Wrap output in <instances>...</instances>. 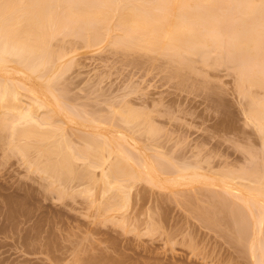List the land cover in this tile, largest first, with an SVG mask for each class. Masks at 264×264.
Wrapping results in <instances>:
<instances>
[{
  "label": "rangeland",
  "instance_id": "374dc122",
  "mask_svg": "<svg viewBox=\"0 0 264 264\" xmlns=\"http://www.w3.org/2000/svg\"><path fill=\"white\" fill-rule=\"evenodd\" d=\"M226 8L232 10L233 5ZM132 37L125 35L121 39L123 43L117 44L113 36V40L88 47L87 37L79 32L58 35L51 42V49L55 54L58 51L66 55L58 62L63 63L60 65L63 70L56 66L59 58L55 60L54 55L50 60L55 61L57 72L47 68L46 75L53 76L55 72L50 87H45L48 91L41 90L38 87L41 81L34 77L25 74L17 77V73H12L39 90L46 101L65 108L59 116L49 117L48 107L37 111L31 106L37 111H33L35 117L41 115L42 120L47 118L45 121L49 117L48 123L40 126L42 130L61 125L68 144L78 151H87L85 159L79 157L74 162L76 170L85 172L94 165L96 156L107 153L100 148L104 141L101 133L113 138L115 133L122 132L131 140L137 139L138 150L145 153L148 164L158 168L157 171L164 169L168 177L175 169L173 164L188 161V164L194 162L192 165L202 164L205 170L209 166L206 171L201 169L202 172L215 174V178L222 176L231 184L242 182V178L236 181L235 177L247 175L255 168L263 177L255 181L264 182V131L249 117L251 97L262 101L264 90L248 86L242 89L247 84L240 81L236 62L225 54L221 58L222 53L218 57L221 54L212 45L209 46L214 50L200 46L202 49L198 48L195 55L185 54L180 60L167 51L135 48L130 44ZM49 89L58 98L56 104L51 95L49 98ZM22 105L30 108L28 102ZM127 108L139 113L137 125L121 120ZM68 109L75 117L67 113L75 119L65 116ZM43 112L47 117L43 118ZM25 125V119L16 121V129ZM150 126L154 131L147 133ZM6 128L0 130V264H253L260 260L251 258L248 248L254 236L263 239L260 243L264 245V222L262 228L258 227L260 231L257 227V232L252 230L253 220L244 214L247 209L238 199L239 191L227 194L219 186L212 188L198 182L192 186L166 184L162 188L145 180L128 182L133 189L126 191L127 182L120 181V187L115 185L114 177L105 180L111 181L110 185L103 182L100 167H91L88 171L94 173L90 177L56 179L50 176L55 171L41 170L48 157L39 154L40 157L37 146H29L27 154L20 151L31 139L16 133L12 136ZM89 138L99 148L92 150L86 143ZM53 141L54 138L48 142L53 144ZM122 166L131 168L128 162ZM160 173L158 177L165 181L166 175ZM248 180L243 183L256 185ZM219 192L226 194L222 196ZM112 202L117 207H111ZM231 203L243 208L240 211L245 210L241 213L246 218L236 220L237 217L231 216L228 222L230 217L224 214L227 211L230 216ZM243 219L251 224L239 226ZM243 226L250 227L251 230H246L252 233L247 236ZM239 227L243 228L244 241L237 238ZM263 256L264 251L261 257L264 262Z\"/></svg>",
  "mask_w": 264,
  "mask_h": 264
},
{
  "label": "bare ground",
  "instance_id": "6f19581e",
  "mask_svg": "<svg viewBox=\"0 0 264 264\" xmlns=\"http://www.w3.org/2000/svg\"><path fill=\"white\" fill-rule=\"evenodd\" d=\"M229 5H233L232 10H229L231 8H226L229 7ZM66 32H79L85 35L87 37L86 42L88 47H92L110 38H112V40L115 38L114 42L116 41L117 44H121L124 41L121 42L122 37L124 38L125 35L132 34V40L129 42L135 48H142L147 51L151 50L150 52L159 51L165 53L167 51L166 53L170 52L174 54H171L172 56L176 57L177 55L179 58L185 54L195 55L194 53L198 48H201L200 46H204L203 48L205 49L211 48L209 45H212L215 50L213 47L211 50L215 52L217 50L220 54H223L222 56V54L219 55L217 53L219 55H217L218 57L222 56L221 58L224 59L225 54L227 57L231 58V61L238 62L237 64L235 63V65L240 73V81L242 84H247L246 86H242L241 84L242 89L246 87L244 89L246 90L248 86V88L259 87L264 90V0H0V130L2 129L3 131V128L7 129L6 127H8L12 136L16 133V136L31 139V142L24 143L25 145L21 146L22 148L20 151L22 153L27 154L31 147L37 146L38 155L41 154V156L48 157V161L45 162L47 164L44 166L41 165V170L46 173L51 170L55 171V174H51L50 176L56 179L62 177V180L63 178H65L64 180H73L74 178H80V175H83V177H90L93 171L91 170L92 172L90 174L88 170L92 169L91 167H100V177L104 179L103 182H107L105 180H107L108 177H114L117 183L115 185H118V187H120V181L129 184L128 182L145 180V182H149L151 185H159L158 187L162 186V188H165L167 185L171 187L178 186L180 183H183L184 186H189L198 182V184L219 186L223 188V191L227 194H231L233 190L239 191L240 196H238V199L247 209V212L245 210L242 211H245V216L249 214V216L252 217L250 220H253L251 221L253 223L250 225V220L243 219L244 221H248H239L238 225L250 223V227L253 226L252 230H256L255 232H257L255 227H261L264 222V182H260L262 180L259 182L258 180L255 181V178L258 179L257 177H261V175L255 171V168L254 170H252L253 168L249 169L252 171H249L247 175L240 174L241 176L234 177L235 180L238 178L237 180L239 181V178H242L243 181L248 178L249 182H255L257 186L244 184L243 181L231 184L228 182V179L222 176L215 178L216 176L213 177L215 174L210 175L211 173L207 174V172H202V170L206 171L209 166H207L206 170L202 169L201 166L203 165L200 162L201 166L197 164L192 165L194 162L188 164V161H183L182 165L181 163H178L179 165L173 164L175 167V172L174 170L172 171L174 175L172 174L171 177H168L165 173L167 171L164 169L157 171V167V169H155V167H152V164H148L147 161L149 160L148 158L146 159L145 153L143 152L144 154H142V151L140 150V152L138 150V145L136 143L137 139L135 140L133 138L135 141L133 139L131 140L126 134L117 132L115 133L116 137L114 136L113 138H110L108 134L105 135L101 133L100 136L103 137L104 141L100 144V148L102 150H107V153L96 156L93 161V166L88 162L91 167L87 166L85 168L88 169L89 167V169L85 171L86 173L84 169L83 171L80 170V172L77 171L78 169L76 170L74 162H76L79 157L85 159L86 157L83 156L86 155L85 153L87 151H78V149H74L70 145V142L68 144V137L64 134V128H60L62 127L61 125L58 126V128L52 129L42 130V127L40 128L43 123L45 124L49 120V117L54 116L53 114L59 116V114L64 113L63 111H65V108L56 104L58 98L55 99V95L51 94L52 90L49 89L51 92H49L48 95L49 98L51 95L52 100L53 98L55 99L53 103L56 105L46 101L39 90L36 91L32 89L29 85L24 83V81L15 77H18L20 74L24 76L25 74L29 76L28 78L34 77L38 81L40 80L41 83L38 87L41 90H45V87H50V83H52L51 80H53L55 76V72L53 76L46 75V71L49 69L53 72L55 66L53 65L55 61L52 63L50 60H53L52 57L55 55V60L56 57L59 58V61L56 60V66L58 65L61 68L62 66L60 65L63 64H60L62 62L61 58L66 55V53H63L65 55L59 54L58 51H56L57 54H55V50L53 51L51 49L53 46L51 42L55 37ZM205 51L209 52L210 50L208 51V49H206ZM180 60L182 59L180 58ZM216 61H218L217 58ZM219 61L221 60L219 59ZM251 61H253V64H255V61L256 64L257 62L258 64L254 66ZM58 62L60 63L58 64ZM49 63H51V65ZM61 69L63 70V68ZM49 70L47 72H49ZM13 71L17 73L15 76L12 74ZM26 76L22 78H27ZM45 91H48V89ZM249 95L250 94H248V96ZM23 97L28 98L29 101H25ZM251 99L252 104L249 108V117L256 120L258 127L262 128L261 130L264 131V96L261 98V103L259 100L253 99V97H251ZM25 102H28L30 108L26 109L22 105V103L24 104ZM31 106L36 109H43L45 106L46 108L48 107V111L50 112V114H48L47 111V114L50 115L48 120L45 121L47 119L45 118L47 117L46 111L43 112L45 113L43 116L45 122L42 120L41 115L38 117L36 115V118L34 116L35 114H33L35 109L32 110ZM67 112H70L75 117L74 113L69 111V109L66 111L67 115L65 116L71 115ZM138 114L139 113L131 109L126 110V112L122 114L121 120L124 123L135 126L138 124ZM40 116L42 122L38 120ZM71 116L67 118H72L73 116ZM74 117L72 120L75 119ZM22 119H25L26 125L23 128L16 129L18 127L16 126V121ZM95 121L97 120L95 119ZM95 121L93 120V122ZM73 122L74 121H72V124H74ZM52 123L49 121V124ZM153 131L154 129L150 126L147 133ZM127 134L129 135V132ZM152 134L153 133H151V135ZM64 135L67 140H65ZM129 136L131 137V135ZM53 138V144H50L48 141ZM89 139L90 140L87 141L84 140L91 146L92 150L97 147L99 148L94 139ZM29 146L31 147L28 148ZM160 153L161 152H159V154ZM159 154L158 156H161ZM49 156H55V158L50 159ZM124 162L130 163L131 168L123 167L122 163L124 164ZM153 164L155 165L154 162ZM211 169L209 168L208 170ZM212 170L210 172H212ZM158 172L161 175L164 173L168 178L165 176V181H161L162 179H160V176L158 177ZM86 174H89V176ZM226 177L230 178L229 175ZM260 179H263V177ZM107 183L110 185L111 181ZM131 184H129V187L127 186L128 188L125 189L126 191L127 189L131 191ZM133 187L135 186L133 185ZM214 190L212 193H214ZM217 191L218 190H216V194H218ZM125 193L128 194L127 192ZM216 194H212V196ZM220 194L223 196L222 193ZM216 197L218 198L219 196ZM223 198L224 197H222V199ZM216 201L217 200H215V202ZM115 203L112 204L113 206L111 207L116 206ZM123 205L124 203L122 206ZM236 205L237 206H234L232 203L229 205L231 207L229 208L230 216L227 215V209L224 210L226 211L224 215L230 217L228 222L233 218L231 216H234V218L237 217L236 220L241 217L240 220H242L243 215L240 209L243 208H239L240 206H238V204ZM225 206L227 207V205ZM218 209L220 211V208ZM214 212V214L217 215L216 211ZM245 216H243V218H246ZM214 221L212 222L214 223ZM218 223H220L219 220ZM243 227L247 232V236L252 233V231H250L251 233L249 234L248 230H251L250 227L249 229L246 226ZM239 228H237L239 229L237 238L239 237V240H243L244 231L243 228L242 230L241 227ZM234 230L236 232V229ZM258 231H260V228H258ZM259 234L261 235V233ZM251 240V242L250 240L248 241L250 242L248 249L252 256L251 258H255V260L257 257L260 258V260H258L259 262L254 261L255 263L253 262V264H263L264 262L261 257L262 251L264 250L261 249V247L263 248L264 245L260 243L263 242V239H260V241L254 236ZM257 240H259V242ZM260 245L262 246L260 247Z\"/></svg>",
  "mask_w": 264,
  "mask_h": 264
}]
</instances>
